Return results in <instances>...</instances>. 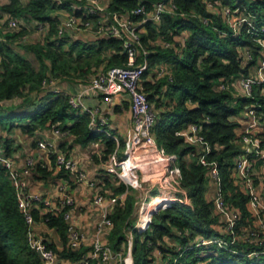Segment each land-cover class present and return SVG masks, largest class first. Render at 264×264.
Instances as JSON below:
<instances>
[{
	"label": "trees",
	"instance_id": "16d2710c",
	"mask_svg": "<svg viewBox=\"0 0 264 264\" xmlns=\"http://www.w3.org/2000/svg\"><path fill=\"white\" fill-rule=\"evenodd\" d=\"M144 1L148 9L152 8L154 0ZM174 1L187 15L166 13L160 22L149 21L146 31L141 34L142 47L150 52L151 70L155 71L156 66L166 63L171 74L144 80V88L157 112V140L169 152L178 154L184 173L183 184L193 206L174 203L154 216L147 231L136 230L134 262L149 264L157 258L159 250L163 264L167 261L169 264H264V254L251 257L235 252L258 249L256 243L242 240H238L232 250L217 244L189 248L177 262L174 261L181 253L179 246L187 247L198 236L224 235L219 229L221 218L208 195L209 167L199 161V145L186 142L177 132L192 123L202 124V135L213 145L209 159L217 160L221 168L225 199L230 207L241 212L239 229L252 221L253 216L248 206L249 196L234 174L236 158L243 152L242 134L238 132L240 122L234 117L243 115L248 104H258L259 121L264 123V83L253 88L252 97L237 88L241 77L255 74V67L264 58L263 46L248 32L247 25L235 34L220 13L208 9L206 0ZM221 1L232 7L237 1H244V12L255 16L256 26L261 28L259 37L264 41V0ZM138 2L112 0L111 7L127 11ZM62 7L68 5H57L52 0H8L0 4V12L27 21H42L48 27L43 39L21 43L17 38L27 32L26 28L13 32L0 26V131H12L13 127H18L22 133L33 136L37 131L57 124L61 129H70L77 143L104 142L103 159H107L117 147L116 140L107 133L91 130L89 113L72 109L68 98L62 94L48 92L42 101H37L45 90L43 83L47 79L88 77L96 67L127 62L122 42L115 37L87 41L67 32L60 36L55 10ZM204 18L207 22L203 21ZM180 35H184V42ZM160 38L171 45L158 43ZM14 43L21 49H15ZM95 64L97 66L93 67ZM16 99H23L22 103L15 104ZM261 138L264 148V131ZM14 143V138L0 135V153L11 158L16 151ZM37 143L33 142L34 145ZM120 144L124 146L125 143ZM51 156L55 163L56 154ZM62 170L66 172L63 176L68 178L66 169ZM52 171L42 163L33 169L36 178H48ZM121 189L124 186L118 190ZM134 202V195H128L126 204L117 206L111 215L113 228L107 238L115 250L125 246ZM68 208L64 206L56 212L44 214L35 209L34 215L36 220H44L47 227L56 229L61 237L62 248L49 241L48 246L57 251L61 259L75 264L87 255L91 246L88 243L78 248L68 245L69 224L64 217ZM167 239H172L174 244ZM204 251L210 254H198ZM40 261V255L29 243L28 226L18 206L17 190L9 168L0 160V264H39ZM91 264L99 263L93 260Z\"/></svg>",
	"mask_w": 264,
	"mask_h": 264
},
{
	"label": "built area",
	"instance_id": "2783aa9c",
	"mask_svg": "<svg viewBox=\"0 0 264 264\" xmlns=\"http://www.w3.org/2000/svg\"><path fill=\"white\" fill-rule=\"evenodd\" d=\"M28 0H22L27 2ZM57 5H68L71 10L58 22V33L60 36L67 31H78L80 33L94 34L99 37H115L122 42L123 50L127 55L124 65L100 66L94 68L88 83L84 84L76 93H64L56 86L57 78L44 81V88L50 89L54 94H62L68 98L70 107L75 110L87 112L91 116L89 127L93 131L104 132L112 136L117 143L115 151L105 161L106 169L114 174L125 186V190L118 194L107 193L100 189L93 202L100 210L96 231L91 236L81 232L73 221V210L75 198L70 193L71 181L77 183L87 182L91 186L98 187L95 180H90L88 172L81 169L77 160L63 152L56 151V143L53 140H38V147L48 152L56 153V161L60 168H65L68 178L61 180L58 184L60 193L59 201L56 203L51 198L42 194L34 193L27 182V177L33 172L38 162L33 157H28L25 166L20 169L15 166L12 158L0 153V160L5 162L9 168L10 177L17 190L18 206L28 226L29 243L40 255L39 264L64 263L57 251L48 246L47 238L37 233V220L34 210L37 205L44 209L42 213L56 212L64 206H69L64 217L69 224L68 245L78 248L89 241L91 246L86 256L75 264H91L97 260L99 264H135L133 247L135 232H145L153 223L154 216L159 212L180 202L193 206V200L184 186V173L179 163V156L169 152L157 140L155 125L157 112L150 102L147 91L144 88L143 78L152 72L149 62V50L142 47L141 34L146 31L149 21L160 22L166 13L178 16H186L187 12L179 10L174 0H154L152 8L148 9L147 2L139 0L135 7L129 10H117L111 7V1L106 0H52ZM207 7L212 12L220 13L226 22L235 31L247 25V30L255 40L264 48V41L259 37L261 28L256 26L255 16L244 12V1H237L236 6L222 3L221 0H206ZM62 7L63 10L69 9ZM203 21L207 22L204 18ZM0 24L5 31L18 32L23 28L27 32L20 35L17 40L21 43H30L37 38L43 39L48 31L47 24L42 21H27L23 17L13 16L7 12L0 14ZM264 30V27L262 28ZM186 32L183 34L185 35ZM184 35L180 39L184 42ZM158 43L170 46L171 43L159 39ZM155 69L156 77L171 74L166 63H161ZM255 74L243 76L238 82L242 92L246 96L253 95V88L264 83V58L260 59ZM222 87L224 85L222 84ZM95 92L108 101L120 102L121 99L130 101L131 121L128 135L125 140L122 157H119L120 139L108 129V119L100 115L98 105L89 106L85 102L89 93ZM258 104H248L244 114L246 124L242 132L241 145L243 152L235 161L234 174L245 185V193L249 196L248 206L253 220L237 228L241 219L238 208L230 207L225 199L221 168L217 160H210L209 155L213 145L202 135V124L192 123L188 127L177 132L186 142L199 145L200 163L209 167L210 180L216 183L215 197L213 198L216 212L221 218L219 229L224 235L216 237L198 236L196 241L187 247H180L181 253L174 261L177 262L189 248L204 245L217 244L227 250H232L238 241L256 243L258 249L249 252L245 250L235 251L245 256H262L264 254V196L259 192V185L254 176V171L264 161V148L261 145V133L264 131V123L259 121ZM54 132L60 130L53 125ZM63 134H69L70 129L62 130ZM43 164V163H42ZM45 165V164H43ZM242 184V185H243ZM134 195V211L131 224L126 230V243L120 250H115L103 238V233L111 231L113 220L111 215L117 206L126 204L128 195ZM159 197H163L159 199ZM159 199V200H157ZM42 222L45 224L44 220ZM261 248L262 250H260ZM157 258L162 259L159 250ZM156 258V259H157ZM154 260L149 264H158ZM163 263V262H161ZM67 264H71L68 260ZM169 264V261L165 262Z\"/></svg>",
	"mask_w": 264,
	"mask_h": 264
},
{
	"label": "crops",
	"instance_id": "0c3cea01",
	"mask_svg": "<svg viewBox=\"0 0 264 264\" xmlns=\"http://www.w3.org/2000/svg\"><path fill=\"white\" fill-rule=\"evenodd\" d=\"M4 1L7 2L8 0ZM106 1L109 2L111 0ZM55 11L59 22V20L63 16H65L70 11V9L63 10L62 8H58ZM0 26L2 25L0 24ZM67 33L75 38H84V40L87 41L100 38L99 36H96L94 34L80 33L78 31H67ZM155 78V71H152L146 74L144 80H154ZM56 86L60 88L64 93H76L82 87L73 85L66 80L61 81L59 78H57ZM237 88L242 91L239 82H237ZM44 89L45 90L37 99V101L39 102L41 98L48 92H52L50 89ZM85 102L91 107L98 105L100 108V115L106 116V118L108 119V129L111 131V133L117 137L118 135L115 133L116 131L121 132L122 134L124 133L126 140L131 121L130 101L128 99H121L120 102H117L116 100L114 102H107L103 96L92 92L89 93L88 97L85 99ZM234 119H237L240 122L238 132L242 134L246 124L245 115L236 116L234 117ZM55 126H57L60 132L55 133L53 127L44 128L37 131L35 135L31 136L22 133V131L18 127H13V130L9 131L10 133L7 131V129H5V132L0 131V135H2L3 137L8 136L14 138V146L16 147V151L12 154L11 158L13 159L17 168L22 169L25 166L28 157H33L38 163H43L46 166L52 168V175H50L48 178H36L34 172H32L27 177L29 187L34 193H39L45 197H49L57 203L60 197L57 186L61 180L67 178L66 176H63L64 174H66V172H63L62 168L58 166L56 159L54 160L55 163H53L51 155L56 153L48 152L44 149L39 148L38 143L37 145H34L33 142H38V140L49 139L55 141L56 151L63 152L66 155L71 156L75 160H77L80 168L88 172L89 179L95 180L97 184H99L98 187L91 186L87 182L77 183L76 181H71L70 184V193L75 198V205L73 210L74 225L81 232H84L88 234V236H91L95 233L98 220L100 219V210L98 206H96L93 202L96 194L100 189H103V191L110 193V195L118 194L125 190V186L114 174L109 173L106 169V166L104 165L106 161V159H103V153L105 150L104 142L98 140L92 141L87 144L77 143L75 137L71 134V132L69 134H63L62 130L64 129L58 127L57 124H55ZM121 142L122 141H120L119 144ZM121 154L123 155V153ZM122 155L120 157H122ZM254 176L259 185V192L264 196V161L261 162L256 171H254ZM238 182L240 183L242 189L245 190V185L240 181V179H238ZM121 186H124V189L118 190ZM43 209L44 208L42 206L37 205V210H39V212L42 213ZM37 222V233L44 235L49 242H55L58 248H62V240L58 231L56 229L47 227L46 224L42 222V220H37ZM110 233L111 231H106L103 233V238L107 240V242V236ZM86 242L89 244V241ZM171 244H174V241L171 242ZM155 260H158V264H163L161 263L163 262L162 259L157 258ZM64 263L67 264L68 259H65ZM71 264L73 263L71 262Z\"/></svg>",
	"mask_w": 264,
	"mask_h": 264
},
{
	"label": "rangeland",
	"instance_id": "374dc122",
	"mask_svg": "<svg viewBox=\"0 0 264 264\" xmlns=\"http://www.w3.org/2000/svg\"><path fill=\"white\" fill-rule=\"evenodd\" d=\"M5 1L4 0H0V4H3ZM2 12H0V14H1ZM55 13H56V11H55ZM3 29V28H2ZM13 47H15V49H21V47L19 46V44H13ZM94 66H97L96 64L95 65H93V67ZM255 68H257V67H255ZM154 72V71H153ZM89 77H90V75L88 76V77H82V78H80V77H76V76H73V77H71V76H64V77H59V79L62 81H64V80H66V81H68L69 83H71V84H73V85H77L78 87L80 86H83L84 84H87L88 83V80H89ZM143 81H144V78H143ZM84 83V84H83ZM22 100L23 99H16L15 100V104H20V103H22ZM6 130H3V132H5ZM8 131V130H7ZM9 132V131H8ZM7 132V133H8ZM10 133V132H9ZM117 135H118V137L120 138V141H122V142H124V140H125V135H124V133L122 134L121 132H115ZM123 149H124V146L123 145H121L120 147H119V154L120 153H123ZM215 192H216V183L214 182V180H210V188H209V191H208V195H209V197L211 198V199H213L214 197H215ZM168 241L167 242H169V243H171V242H173V240L172 239H167ZM199 255H206V254H210L208 251H204V252H199L198 253ZM153 262V261H152ZM151 262V263H152Z\"/></svg>",
	"mask_w": 264,
	"mask_h": 264
},
{
	"label": "bare ground",
	"instance_id": "6f19581e",
	"mask_svg": "<svg viewBox=\"0 0 264 264\" xmlns=\"http://www.w3.org/2000/svg\"><path fill=\"white\" fill-rule=\"evenodd\" d=\"M163 197H159V199H162ZM159 199H157V200H159Z\"/></svg>",
	"mask_w": 264,
	"mask_h": 264
}]
</instances>
